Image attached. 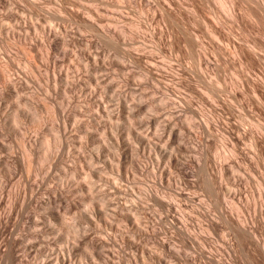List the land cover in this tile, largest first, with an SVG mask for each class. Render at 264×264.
<instances>
[{
    "label": "rangeland",
    "instance_id": "rangeland-1",
    "mask_svg": "<svg viewBox=\"0 0 264 264\" xmlns=\"http://www.w3.org/2000/svg\"><path fill=\"white\" fill-rule=\"evenodd\" d=\"M0 264H264V0H0Z\"/></svg>",
    "mask_w": 264,
    "mask_h": 264
}]
</instances>
